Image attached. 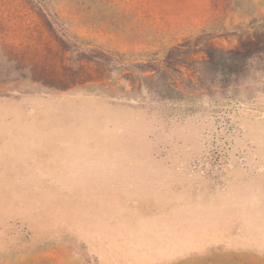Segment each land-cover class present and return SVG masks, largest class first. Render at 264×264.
<instances>
[{
	"label": "rangeland",
	"instance_id": "374dc122",
	"mask_svg": "<svg viewBox=\"0 0 264 264\" xmlns=\"http://www.w3.org/2000/svg\"><path fill=\"white\" fill-rule=\"evenodd\" d=\"M0 264H264V0H0Z\"/></svg>",
	"mask_w": 264,
	"mask_h": 264
},
{
	"label": "trees",
	"instance_id": "16d2710c",
	"mask_svg": "<svg viewBox=\"0 0 264 264\" xmlns=\"http://www.w3.org/2000/svg\"><path fill=\"white\" fill-rule=\"evenodd\" d=\"M218 52H219V50H218ZM219 57L217 56V54H215L214 55V53H211V60H210V62L213 64V65H216V61L214 60V59H216V58H221L222 56H228V54H229V57H232V54H230V52H225V51H223V50H220V52H219ZM233 72L232 71H228V74H232Z\"/></svg>",
	"mask_w": 264,
	"mask_h": 264
}]
</instances>
